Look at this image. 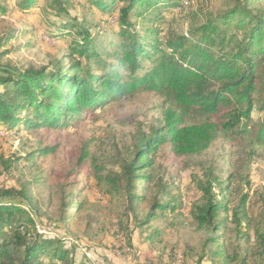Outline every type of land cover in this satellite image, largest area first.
<instances>
[{"label": "rangeland", "instance_id": "374dc122", "mask_svg": "<svg viewBox=\"0 0 264 264\" xmlns=\"http://www.w3.org/2000/svg\"><path fill=\"white\" fill-rule=\"evenodd\" d=\"M18 1L11 0L12 12L0 17V38L11 36L0 49V66L18 71L66 67L73 35L50 36L53 30L54 35L62 30L53 13L46 24L40 21L47 2L39 0L29 13H21L15 7ZM235 1L189 0L183 9H160L158 16L155 12L143 17L130 14L129 22L137 32L156 30L163 41L169 34L188 35L231 9ZM68 2V12L79 21L99 24L106 18L82 1ZM120 6L125 2L120 1L116 11ZM258 6L264 12V0ZM110 26L103 36H95L98 50L116 48L120 40L117 26ZM102 59L105 64L112 62L107 57ZM92 69L102 73L100 66ZM258 106L251 113L249 127L264 123V109ZM170 112L183 113L185 125L222 122L219 116L207 120L195 110L180 111L171 98L139 90L98 106L65 128L0 131V188L27 194L38 213H31L36 229L66 238L61 246L76 260L85 255L94 264H224L221 257L225 254L231 264H241L247 249L252 256L246 264H264L252 234L264 228V144L252 132H219L205 151L193 156H176L169 145L158 147L145 172L148 179L140 187L145 204L138 210L135 223L143 220L161 186L177 209L142 226L125 216L122 187L106 182H123V166L131 159L136 138L161 126ZM87 141L91 142L89 163L77 173L75 164ZM206 191L229 209L247 194L246 209L251 219V232L245 240L235 235L232 226L226 227L221 233L222 255L216 258L211 256L215 245L207 243L210 230L199 227L193 219L196 208L208 197ZM22 202L28 209L27 202ZM77 203H82L85 211L77 217L78 229L73 230L63 225L59 216L62 208L68 213L73 210L70 204ZM122 220L123 228L119 225Z\"/></svg>", "mask_w": 264, "mask_h": 264}, {"label": "trees", "instance_id": "16d2710c", "mask_svg": "<svg viewBox=\"0 0 264 264\" xmlns=\"http://www.w3.org/2000/svg\"><path fill=\"white\" fill-rule=\"evenodd\" d=\"M10 1L0 0V17L12 12ZM37 1L21 0L15 7L21 13H29ZM41 1L47 2V6L40 21L45 23L52 13L60 21L62 31L54 35L53 30L50 36L73 35L68 46V62L66 67L59 65L50 71L47 68L18 71L0 66V131L65 128L98 106L139 90L171 98L180 111L195 110L207 120L213 116L222 119L220 124L185 125L183 113L170 112L164 116L161 126L136 138L131 159L123 166V182H106L115 188L122 187L125 216L133 218L134 225H147L159 215L171 214L177 209L161 186L143 220L135 223L138 210L145 204L140 187L148 179L145 172L158 147L169 145L180 157L199 155L219 132L237 129L245 135L252 132L255 139L264 144V123L256 128L254 124L248 125L253 109L257 105L260 110L264 109V12L258 6L262 0H236L231 9L188 35L169 34L163 41L156 30L137 32L133 29L129 15L143 17L155 12L158 16L156 12L160 9L174 11L181 6L183 9L184 2L189 0ZM68 1H82L106 18L99 24L79 21L68 12ZM120 1L125 2V6L116 11ZM110 24L117 26L120 40L110 51L98 50L95 36H103L112 27ZM9 38L10 34L0 38V49ZM102 57L112 62L105 64ZM92 66H100L102 73L96 74ZM90 148V141L82 145L75 164L77 173L89 163ZM206 193L208 197L196 208L193 219L199 227L210 230L207 243L215 245L211 256L216 258L222 255L221 233L226 227L232 226L235 235L245 240L251 232V219L246 209L247 194L229 209L209 191ZM22 201L27 202L28 209ZM70 205L73 210L65 213L62 208L59 220L77 230V217L84 213V205ZM31 213L38 214L27 194L0 188V264H94L85 255L83 259H74L71 251L61 246L68 241L66 238L38 231ZM119 225L123 228V220ZM260 230L252 234L264 262V228ZM244 252L241 264H246L252 256L247 249ZM221 259L224 264L232 263L225 254Z\"/></svg>", "mask_w": 264, "mask_h": 264}]
</instances>
